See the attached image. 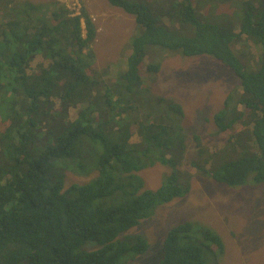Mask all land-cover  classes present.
Listing matches in <instances>:
<instances>
[{
	"label": "trees",
	"instance_id": "1",
	"mask_svg": "<svg viewBox=\"0 0 264 264\" xmlns=\"http://www.w3.org/2000/svg\"><path fill=\"white\" fill-rule=\"evenodd\" d=\"M107 1L134 16L143 31L132 41L127 69L117 83L103 84L106 104L121 113L115 102L140 83L146 44L213 57L237 80L214 121L222 133L238 125L245 128L224 143L233 142L232 151L242 155L209 165L191 163L189 168L220 185L236 187L249 175L264 184V0H240L244 13L238 29L204 22L193 0H162L157 10L137 1ZM55 4L48 9L27 0H0V264H124L148 247L143 236L126 232L157 204L188 191L192 171L183 169L188 162H180L186 146L176 145L149 116L135 122L138 132H106L95 124L94 102L84 91L100 84L94 54L88 51L96 25L85 8L76 14ZM162 16L175 31L192 33L168 31L159 23ZM242 40L257 49L256 58L249 50L252 68L236 54ZM147 69L156 72L159 65L151 63ZM77 107L82 122L70 119V110L76 116ZM171 107L182 111L176 103ZM135 135L139 140L131 142ZM50 138L53 143L46 141ZM244 138L247 142L241 145ZM194 139L199 158L216 159L224 148L222 144L209 152L199 147V136ZM35 146L39 149L31 151ZM60 159L59 166L85 180L66 187L65 181L54 179L48 171ZM158 163L166 172L156 188H148L142 173ZM181 177L188 183L182 184ZM191 231L189 220L173 225L156 264H204L206 254L224 250L213 229H199L200 244L190 238Z\"/></svg>",
	"mask_w": 264,
	"mask_h": 264
},
{
	"label": "rangeland",
	"instance_id": "2",
	"mask_svg": "<svg viewBox=\"0 0 264 264\" xmlns=\"http://www.w3.org/2000/svg\"><path fill=\"white\" fill-rule=\"evenodd\" d=\"M29 3L41 4L48 9L65 4L71 11L78 13L85 8L96 25V37L89 45L88 51L94 54V63L97 70L99 86L86 88L85 95L94 102L92 116L95 124L106 132H138L135 122L144 117H150L160 123L175 140L176 145L185 144L180 162L189 164H213L219 160H231L241 157L242 152H233L229 135L233 132H242L245 128L236 126L229 131H219L214 115L224 107L227 94L237 87L236 77L219 61L208 55H183L180 51L170 53L161 46L146 44L145 56L140 66V83L132 86L129 92L123 91L119 103L122 108L118 114L110 108L103 96L106 86L103 84L117 83L119 74L127 69L126 59L131 54L132 41L143 31L142 24L135 21L134 16L122 8L112 6L107 0H27ZM150 5L157 10L162 0H129ZM197 15L204 22L224 24L238 29L244 8L240 0H193ZM39 12L36 18L41 16ZM159 23L168 31L178 32L181 35H190L184 31H175V27L167 19L159 17ZM84 49L83 52H86ZM235 50L238 59L251 65V53L257 57V49L248 40L246 44L237 42ZM250 50V51H249ZM241 51V53H239ZM151 63L159 65L158 71L150 72L147 66ZM118 93L112 95L116 100ZM126 98L129 102H126ZM178 104L182 111L171 107ZM112 104V103H111ZM113 106V105H112ZM231 102L228 108L231 109ZM73 108L70 114L78 121V107ZM69 114V116H70ZM64 123L65 119L60 120ZM184 135V139H183ZM194 136H199V147L209 148V152L217 150L223 145L216 159L207 156L199 158L196 153ZM139 136H132L130 141L137 142ZM53 143L52 139H46ZM247 139L241 141L245 145ZM250 143V142H249ZM38 146V145H37ZM37 146L31 147L36 152ZM236 153V154H235ZM224 154H226L224 156ZM63 159L57 160L48 171L54 179L65 181L66 187L72 182H83L85 177L78 176L71 169L59 166ZM185 164V163H184ZM72 169H75L73 167ZM178 169V166H176ZM190 186L186 193L173 197L168 202L157 204L151 215L139 220L127 235L143 236L148 247L143 254L127 259L124 264H156L161 256V245L167 231L176 223L183 220L192 222L190 238L195 244H200L203 236L199 229L206 227L216 231L224 243V250L219 254H206L204 264H264V184H257L249 175L243 184L236 187L220 185L210 178L196 174L190 165ZM166 168L155 164L146 168L142 175L148 188H156L165 174ZM184 173L182 177H186ZM62 177V178H60ZM180 178L182 184L188 182ZM20 264H27L23 260Z\"/></svg>",
	"mask_w": 264,
	"mask_h": 264
}]
</instances>
